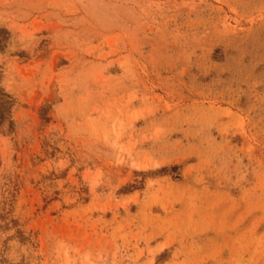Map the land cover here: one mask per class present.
Listing matches in <instances>:
<instances>
[{"label": "rangeland", "instance_id": "obj_1", "mask_svg": "<svg viewBox=\"0 0 264 264\" xmlns=\"http://www.w3.org/2000/svg\"><path fill=\"white\" fill-rule=\"evenodd\" d=\"M0 264H264V0H0Z\"/></svg>", "mask_w": 264, "mask_h": 264}]
</instances>
